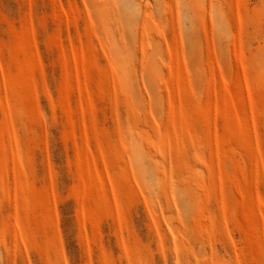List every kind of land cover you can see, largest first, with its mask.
<instances>
[{
    "label": "rangeland",
    "instance_id": "rangeland-1",
    "mask_svg": "<svg viewBox=\"0 0 264 264\" xmlns=\"http://www.w3.org/2000/svg\"><path fill=\"white\" fill-rule=\"evenodd\" d=\"M0 264H264V0H0Z\"/></svg>",
    "mask_w": 264,
    "mask_h": 264
}]
</instances>
